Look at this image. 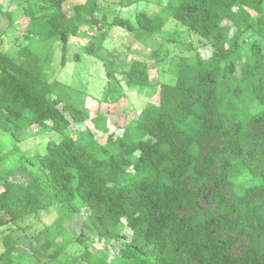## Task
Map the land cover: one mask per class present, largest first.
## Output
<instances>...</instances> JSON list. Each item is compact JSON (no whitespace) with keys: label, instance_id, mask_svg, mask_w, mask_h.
Instances as JSON below:
<instances>
[{"label":"trees","instance_id":"1","mask_svg":"<svg viewBox=\"0 0 264 264\" xmlns=\"http://www.w3.org/2000/svg\"><path fill=\"white\" fill-rule=\"evenodd\" d=\"M44 1L54 13L45 6L37 15L27 10L31 28L29 43L17 52L22 60L0 49V132L16 143L0 153V264L24 263L18 247L24 237L36 246L38 264L43 258L53 264L74 246L86 264H264L261 40L251 44L239 67L244 36L252 32L264 40V0H169L155 16L137 12L135 22L115 16L110 25L134 34L145 48L169 19L211 46L209 58L197 51L171 61L175 81L160 84L159 102L148 104L121 137L110 133L107 114L90 116L86 94L50 76L55 41L62 67L72 39L87 36L85 26H99L85 52L95 55L103 47L107 22L99 25L98 0L77 4L70 13L64 11L69 0ZM113 64L129 86L152 84L147 62ZM88 121L107 135L105 143L93 130L72 129ZM48 132L59 138L48 140L42 153L25 155L18 146ZM21 171L26 181L16 179ZM244 173L258 184L240 181ZM51 209L59 215L53 226L60 232L65 218L86 217L78 236L66 232L56 244L46 240L56 246L48 254L35 242L48 239L49 227L33 239L25 227L14 226ZM112 242L121 247L110 260L105 248Z\"/></svg>","mask_w":264,"mask_h":264},{"label":"rangeland","instance_id":"2","mask_svg":"<svg viewBox=\"0 0 264 264\" xmlns=\"http://www.w3.org/2000/svg\"><path fill=\"white\" fill-rule=\"evenodd\" d=\"M85 1L69 0L64 5V11L70 13L75 5L84 3ZM168 1L98 0L96 17L99 25L107 22L105 31L108 33L103 47L95 55L87 54L85 46L92 42L94 36L99 33L98 25L85 26L84 30L87 36L82 39H72L67 54V63L64 67L61 66V44L58 41H55L53 44L54 51L50 76L71 88L73 92L86 94L84 108L89 111L92 118L98 114H107L110 133H114L116 137L123 135L127 125L137 120L140 112L148 104H157L159 102L160 84L175 81V77L169 72L171 61L181 56L194 57L197 51L201 52L203 58L211 56V46L202 43L198 35L177 23L174 19H169L162 33L151 38L148 48L139 43L135 39L134 34L120 27L110 25L111 20L115 16L129 19L132 22H135L137 12H146L149 15L155 16L163 11ZM42 6H45L44 11L49 14L54 13V9L50 6V3L44 0H0V36H3V43L0 47L1 51L17 58L18 61L22 60L17 52L20 46L29 43L27 35L30 33L31 21L27 10L31 8L33 14L37 15L41 13ZM6 12L10 13L8 17L5 15ZM36 40L38 41L39 38ZM256 40L262 41L264 49V40L260 39L256 34L249 32L244 36L241 43L239 67H241L245 57L249 54L251 44ZM156 51H159L158 56L156 55ZM77 53L78 59L75 58ZM134 60H142L148 63L152 83L150 86H129L124 76L116 71L117 66H113V63L125 66ZM257 108V106H253L252 110L256 111ZM247 113L246 109L241 110V117L246 116ZM72 129L77 131L93 130L100 143H105L107 139L106 134L95 131L90 121L82 125L73 124ZM35 130L32 129L31 132L33 133ZM58 138L59 134L56 132L39 133L23 141L18 146L25 155H33L42 153L48 140ZM15 146L16 143L10 133L0 132V153L13 150ZM11 158H16V155L13 153ZM250 177L244 173V176L240 177V181L248 180V184H258V179ZM16 179L26 181L28 179L27 174L21 171L16 174ZM84 213L65 218L62 225L63 232H60L59 228L57 229L53 226L59 215L52 209L42 211L38 218H26L14 227H25L28 236H33V239L36 235L41 234L42 229L44 230L49 227L51 230L46 235L48 239H44L45 236L43 235V238L38 237L39 239H37L35 244L41 248L43 253L50 254L56 250L54 244L61 241L66 232L74 236L80 234L86 217ZM124 234L129 239L132 237V232L129 229H125ZM14 236L20 235L14 234ZM1 238L0 236V251L3 248ZM46 240L54 242V244L46 246ZM103 244L105 243H102L101 246ZM18 247L26 254L23 264H38L33 256L36 246L33 245L31 238L24 237L18 243ZM120 247L119 243L112 242L109 247L105 248L110 260L119 256ZM72 248L75 249L73 250ZM77 249H79L77 246L69 247L66 251L68 256H66V253L63 254L53 264L84 263V260L76 255L80 252ZM90 251L96 252L95 247L90 246ZM48 261L47 258H43L41 264H47L49 263ZM115 264H120L119 260L116 259Z\"/></svg>","mask_w":264,"mask_h":264}]
</instances>
